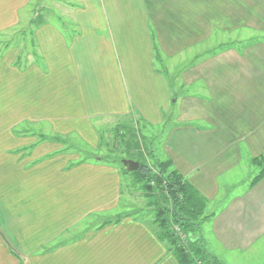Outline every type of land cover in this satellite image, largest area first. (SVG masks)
Masks as SVG:
<instances>
[{
    "label": "crops",
    "instance_id": "0c3cea01",
    "mask_svg": "<svg viewBox=\"0 0 264 264\" xmlns=\"http://www.w3.org/2000/svg\"><path fill=\"white\" fill-rule=\"evenodd\" d=\"M33 1L0 0V34L18 33ZM62 1L72 33L32 15L21 33L39 53L0 57V264H180L154 218H107L124 197L115 165L35 127L97 147L82 129L95 120L176 115L205 123L156 151L207 200L189 242L221 264H264V179L229 197L264 153V0Z\"/></svg>",
    "mask_w": 264,
    "mask_h": 264
},
{
    "label": "rangeland",
    "instance_id": "374dc122",
    "mask_svg": "<svg viewBox=\"0 0 264 264\" xmlns=\"http://www.w3.org/2000/svg\"><path fill=\"white\" fill-rule=\"evenodd\" d=\"M69 1L74 3V0ZM56 2V0H34L29 10L28 23L26 25L22 24L20 27L21 30H17L18 33L10 31L6 32V34H0V57L6 55L8 58H11L13 53H15L19 55L21 63H24L25 59H28V61L31 59L32 62V59L35 58V53L36 55L39 53V51H37L35 47L32 46V41L30 39L31 36H29V34L21 33L23 28H29L32 26L29 23L32 15H34L33 19H35L36 24L40 21L51 20L56 25L58 24L61 26L62 24V29L68 33H72L75 29L73 25V17L68 13V11L64 12V9L61 5L63 3L62 0L59 1L61 6H59V3ZM45 5L46 7L50 6L48 8L53 9V15L50 16L49 19H46L44 16L46 14ZM24 19L22 23H24ZM22 66L23 65H21L20 68L24 69ZM42 67L44 68L43 63ZM199 101L202 103L203 99H199ZM178 117L179 116L176 115L174 120H170V118L167 116L165 123L158 126L148 125L147 123L143 122V120L139 118L136 120L133 117L124 119H111L106 117L103 120H95L92 122L95 131H90L88 128L82 129L84 133L83 135L89 134V137L95 140V145L96 143L98 144L97 147L89 144L86 141V136L83 137L80 131H71L68 132V134H63V132L57 133L54 129L55 126L46 122L44 125H36L35 127L36 133L37 131L40 132L39 126L47 127L49 130L47 131V129H45L44 133L48 137H57V139H61L66 143V147L72 151L75 150L74 148L70 147V145H74L76 149H78L77 151L81 152V155L84 159H95L97 157L111 165H115L121 171L124 179V197L121 199L119 208L111 212L109 217H107L108 219H114L117 215L119 217L135 215L149 217L152 219L155 218L157 210L155 207H150V196L152 193L150 191H146V189L143 188L142 183L140 181L138 182L135 176L132 175L131 172L127 171L123 161L142 160L147 162L151 168L157 169L156 162L157 160L160 161V157L156 156V151H159V148H161L162 144L168 140L169 134L172 133L176 127L180 126V128L185 129L189 128V126L195 129L202 127L199 130L202 131L203 127L205 126L203 119H199L197 122H183V124H180L176 120ZM242 165L243 166L239 170L233 173L235 179L238 177L236 180L238 187L232 194L229 195V197H232L233 195H239L243 193L244 190H248V184L252 178L257 175L255 173L257 170L255 167L252 168L249 162H242ZM249 168H251L253 171L255 170L252 175L248 174ZM161 206L166 208L164 204H161ZM209 211L206 210L207 213ZM175 231L180 237L179 232L181 229L176 227ZM182 237H185L183 232Z\"/></svg>",
    "mask_w": 264,
    "mask_h": 264
},
{
    "label": "trees",
    "instance_id": "16d2710c",
    "mask_svg": "<svg viewBox=\"0 0 264 264\" xmlns=\"http://www.w3.org/2000/svg\"><path fill=\"white\" fill-rule=\"evenodd\" d=\"M137 162L140 163V168L131 174L142 183L146 191L152 193L150 207L157 208L155 223L180 264H197L199 258L206 264H221L206 252L201 240L194 243L188 241L191 234L202 235V226L206 219H209L203 217L207 200L172 168L171 161L157 160V169L151 168L145 161ZM252 163L259 169L251 184V187H254L264 179V153L254 158ZM176 227L180 228L186 237L180 238L175 231Z\"/></svg>",
    "mask_w": 264,
    "mask_h": 264
},
{
    "label": "water",
    "instance_id": "95a60500",
    "mask_svg": "<svg viewBox=\"0 0 264 264\" xmlns=\"http://www.w3.org/2000/svg\"><path fill=\"white\" fill-rule=\"evenodd\" d=\"M123 164L125 165L126 169L129 172H136L140 168V163L134 160H125L123 161Z\"/></svg>",
    "mask_w": 264,
    "mask_h": 264
},
{
    "label": "built area",
    "instance_id": "2783aa9c",
    "mask_svg": "<svg viewBox=\"0 0 264 264\" xmlns=\"http://www.w3.org/2000/svg\"><path fill=\"white\" fill-rule=\"evenodd\" d=\"M178 230H179V229H178ZM179 233H180V236H182L181 231H180ZM197 264H206V263L203 262V261L199 258L198 261H197Z\"/></svg>",
    "mask_w": 264,
    "mask_h": 264
}]
</instances>
